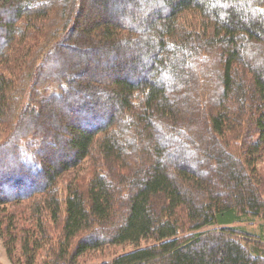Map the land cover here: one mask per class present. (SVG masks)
I'll return each mask as SVG.
<instances>
[{"label": "trees", "instance_id": "obj_1", "mask_svg": "<svg viewBox=\"0 0 264 264\" xmlns=\"http://www.w3.org/2000/svg\"><path fill=\"white\" fill-rule=\"evenodd\" d=\"M0 32L13 264H264V0H0ZM70 51L129 77L69 74Z\"/></svg>", "mask_w": 264, "mask_h": 264}, {"label": "rangeland", "instance_id": "obj_2", "mask_svg": "<svg viewBox=\"0 0 264 264\" xmlns=\"http://www.w3.org/2000/svg\"><path fill=\"white\" fill-rule=\"evenodd\" d=\"M88 1L92 2V0H88ZM120 10H121V12L125 11L123 13L126 14L125 16L127 17V21L129 19H131V17L132 18L138 17V19H140V18L142 19L141 14H139V11H137L135 9H133V10L127 9L126 10V8L122 7V9H120ZM85 13H90V11L87 10V11H85ZM0 35H2L1 32H0ZM87 52L90 53V54L91 53L92 54L95 53V52H91V51H88V50L86 51V53ZM70 53H71V56L73 57L72 58V63L73 62L74 63L70 66L69 69H67V73H69V74H73V75L75 74L76 75V73H77V74H80L81 77L98 78L101 81H104V82H106L108 84L111 82L112 79H117L118 77H129V72L125 71L126 69H123V68L122 69L119 68V70L117 69L118 65L116 64V62L114 63L113 61H111L110 65L109 64L104 65L103 62H99V63L95 62L94 63L93 60L92 61L91 60H89V61H86V60L85 61H80V60H78L76 58H80L82 60L81 56L77 57L76 56L77 54L74 55L75 52H71L70 51ZM53 61H55V60H52V62ZM77 67H79V69H77ZM106 68H108V69H106ZM82 106H83V104L73 105L74 108H80V109H81ZM83 108H85V106H83L82 109ZM55 111H56L55 112L56 113V118H55L56 122H57V118H58L59 115H68L69 114L67 110H65V109L63 110L62 108L56 109ZM107 111H108L107 108H99V111L97 113L100 114V117L95 116L96 114L94 113L92 115V117L94 118L92 124L93 123L94 124L100 123L101 122V116H103L106 113H108ZM70 114L72 115L73 113H70ZM78 119L79 118H77V121H78L77 124L80 125V126H83V124H81ZM176 138H177V141L173 142V144L171 145V149L176 150L177 152L181 153L182 160L180 158H177L178 159V163L179 164L188 165L191 168H197V161L194 160V161L190 162L189 161L190 159L187 156V154H188L187 152H190L191 154H193L190 151L191 148L183 141V139H180L179 137H176ZM1 139H2V133L0 132V140ZM158 140L161 143H163L164 145H168L170 140H171V138L168 137V136H164L163 139L158 138ZM167 141H168V143H167ZM59 148L61 149L63 147L60 146ZM56 154L58 155V153H56L55 151H54V153L51 154V157H52L53 161H55V163L57 162V160L61 159L60 157L56 158L57 157ZM66 158L67 157H65L64 159H66ZM88 165L89 164H85V167H83V168L88 167ZM79 170H81V169H79ZM260 170H261V172H263V175H264V161L260 164ZM83 172H85V170H83ZM73 173L74 174L71 175L72 176L71 178H73V175L75 176V174H77V172H73ZM83 174H84V175H82L83 179H86L87 178V175H86L87 173L86 174L83 173ZM263 224H264V221L255 220L253 223H250V222L247 223L246 226L251 232H253L255 234H258L259 231H260L259 227L261 225H263ZM121 249L122 248H118L119 252L121 251ZM125 250L129 251V250H131V247L125 248ZM0 261H2L4 264H13L8 258V255L6 253V250H5V247L3 245V241L1 239V237H0Z\"/></svg>", "mask_w": 264, "mask_h": 264}]
</instances>
